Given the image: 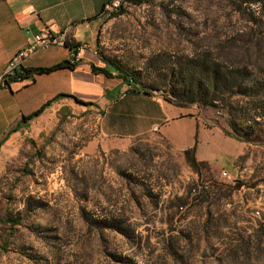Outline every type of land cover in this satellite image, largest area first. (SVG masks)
Listing matches in <instances>:
<instances>
[{"label": "rangeland", "instance_id": "1", "mask_svg": "<svg viewBox=\"0 0 264 264\" xmlns=\"http://www.w3.org/2000/svg\"><path fill=\"white\" fill-rule=\"evenodd\" d=\"M124 9L106 16L103 52L134 78L132 90L184 105L175 110L195 117L196 145L180 146L190 117L105 137L97 108L10 137L0 152V264H264V0ZM87 86L82 99L63 94L104 107ZM188 149L204 165L191 166Z\"/></svg>", "mask_w": 264, "mask_h": 264}, {"label": "crops", "instance_id": "2", "mask_svg": "<svg viewBox=\"0 0 264 264\" xmlns=\"http://www.w3.org/2000/svg\"><path fill=\"white\" fill-rule=\"evenodd\" d=\"M108 2L109 0H0V74L15 53L26 47L34 35L45 30L56 34L66 33L68 41L63 46L54 45L49 49L39 50L25 61L26 68L50 67L63 61H72L76 54L78 59L72 68L35 76L34 80L30 78L11 82L10 86L0 88V144L24 116L36 112L57 95L67 93L82 99L78 91L79 88L88 87L87 80L103 96L104 107L100 103L95 106H77L79 104L76 105L72 98L63 97L10 137L21 134L24 129H29L33 135L47 133L60 123L61 118L68 119L70 115L87 108L105 109L102 112V134L105 137H116L119 130L115 129L123 127L131 131L129 135L138 136L158 126L166 128L175 120L190 117V113L175 110L184 105L168 102L155 92L142 88L132 90L134 82L131 75H123V72L109 62L101 42L106 19L103 10ZM93 65L98 68L107 67L113 78L93 72ZM121 75L124 77L121 78ZM82 76L89 78H81ZM105 89H108V94ZM114 90L118 91L119 98L104 97V92L109 95ZM172 110L175 116L169 114ZM110 112L115 116L112 126L111 123L109 126L105 125V118ZM190 119L193 122L191 138L182 141L183 144L180 145L185 149L196 145L197 123L195 117ZM181 125L180 123L179 126ZM185 137L180 133L172 138H180L181 141ZM8 140L1 146L0 152L4 150ZM6 213L0 171V227Z\"/></svg>", "mask_w": 264, "mask_h": 264}, {"label": "trees", "instance_id": "3", "mask_svg": "<svg viewBox=\"0 0 264 264\" xmlns=\"http://www.w3.org/2000/svg\"><path fill=\"white\" fill-rule=\"evenodd\" d=\"M146 0H127V4L128 3H132L135 5H141L145 2ZM106 6V5H105ZM104 14L105 13H112V11L106 10V8H104L103 10ZM125 9L124 6H122L118 11L112 13L111 15H109V18L112 17H116V16H120L122 14H124ZM107 57V56H106ZM109 62L116 67L117 70H120L121 72H123V75H130L129 72L126 71V69H124V67L117 61L110 59L109 57H107ZM114 63V64H113ZM74 62L72 61H63L60 62L58 64H55L53 66L50 67H39V68H35V69H28V68H24L23 71L19 74H15L13 77H11L10 81L7 82V85L10 86L11 82H16V81H24L27 79L32 78L33 80L35 79V76H39V75H44V74H51L53 72H56L58 70L61 69H65V68H72L74 67ZM118 64V65H117ZM92 70L95 73L98 74H104L105 76H107L108 78H113V74L110 72V70L107 69V67H103V68H98L95 67L94 65L92 66ZM121 78H123L124 76H120ZM131 80L133 81L134 78L131 76ZM198 88H199V84H198ZM191 87L185 85L183 87V90H181V93H179L180 98H185V96H187L189 94V92H191ZM199 90V89H197ZM63 97H69L72 98L77 104L79 105H85V106H95L94 103H90V102H83L79 99H77L76 97L72 96V95H67V94H59L56 97H54L52 100L48 101L45 105H43L39 110H37L36 112L32 113L31 115L28 116H24L23 120L21 122L18 123L17 127H15L12 131L9 132V134L7 135L6 139L1 142L0 144V148L1 146L4 144L5 141H7L10 136L12 135V133L19 131L22 127H24V124H26L28 121L34 119L35 117L41 115L49 106H51L54 102L58 101L59 99L63 98ZM189 102L194 103L197 102L198 99L197 98H191L188 99ZM194 149H188L185 151V154L187 156L188 162L191 164V166L193 167H198L199 165H204L203 162H198L196 158H194ZM7 214V213H6ZM6 218L4 216V219L1 220V224L5 223ZM19 223L18 220H14L13 224L17 225Z\"/></svg>", "mask_w": 264, "mask_h": 264}, {"label": "built area", "instance_id": "4", "mask_svg": "<svg viewBox=\"0 0 264 264\" xmlns=\"http://www.w3.org/2000/svg\"><path fill=\"white\" fill-rule=\"evenodd\" d=\"M127 4V0H109L106 5L112 6V13L118 11L122 6ZM112 13H105L106 16L111 15ZM68 41V35L66 33L56 34L50 30L42 31L32 37L28 42L27 46L19 50L14 56L10 59L6 69L3 73L0 74V88L8 87L7 82L10 81L11 77L15 74H19L23 71L25 67V61L38 52L41 49H49L54 45H65ZM77 54L73 55L72 62H76ZM222 176L224 178L231 179L233 178L232 174L223 171ZM236 179V178H233Z\"/></svg>", "mask_w": 264, "mask_h": 264}, {"label": "bare ground", "instance_id": "5", "mask_svg": "<svg viewBox=\"0 0 264 264\" xmlns=\"http://www.w3.org/2000/svg\"><path fill=\"white\" fill-rule=\"evenodd\" d=\"M106 10L112 11V6L111 5H106Z\"/></svg>", "mask_w": 264, "mask_h": 264}]
</instances>
